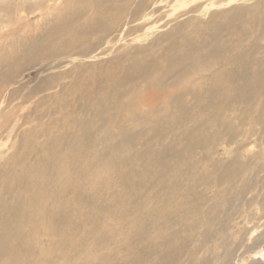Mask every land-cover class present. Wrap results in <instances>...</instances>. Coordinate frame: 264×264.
<instances>
[{"label": "rangeland", "instance_id": "obj_1", "mask_svg": "<svg viewBox=\"0 0 264 264\" xmlns=\"http://www.w3.org/2000/svg\"><path fill=\"white\" fill-rule=\"evenodd\" d=\"M0 234V264H264V0H0Z\"/></svg>", "mask_w": 264, "mask_h": 264}, {"label": "bare ground", "instance_id": "obj_2", "mask_svg": "<svg viewBox=\"0 0 264 264\" xmlns=\"http://www.w3.org/2000/svg\"><path fill=\"white\" fill-rule=\"evenodd\" d=\"M29 203V202H28ZM8 210V209H7ZM1 235V234H0ZM2 236H3V234H2ZM2 243V242H1ZM52 252H53V250H52ZM55 252V251H54Z\"/></svg>", "mask_w": 264, "mask_h": 264}]
</instances>
